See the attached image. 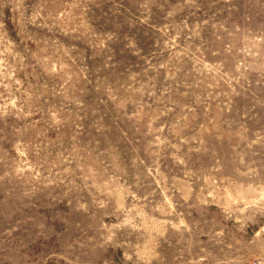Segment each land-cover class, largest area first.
<instances>
[{
    "label": "rangeland",
    "instance_id": "1",
    "mask_svg": "<svg viewBox=\"0 0 264 264\" xmlns=\"http://www.w3.org/2000/svg\"><path fill=\"white\" fill-rule=\"evenodd\" d=\"M0 264H264V0H0Z\"/></svg>",
    "mask_w": 264,
    "mask_h": 264
}]
</instances>
